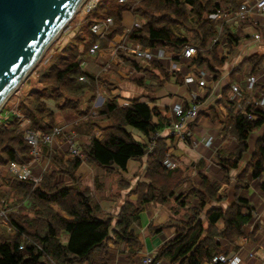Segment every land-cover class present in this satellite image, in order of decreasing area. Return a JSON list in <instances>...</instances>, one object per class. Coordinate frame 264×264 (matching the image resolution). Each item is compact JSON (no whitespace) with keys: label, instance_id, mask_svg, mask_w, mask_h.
Returning <instances> with one entry per match:
<instances>
[{"label":"trees","instance_id":"obj_1","mask_svg":"<svg viewBox=\"0 0 264 264\" xmlns=\"http://www.w3.org/2000/svg\"><path fill=\"white\" fill-rule=\"evenodd\" d=\"M240 2L97 0L88 11L80 13L79 7L77 12L81 21L78 28L60 50L43 58L37 77L23 85L25 87L20 88L18 94L12 92L0 108V167H5L11 160L24 162L32 157L17 111L27 121V127L41 131H48L57 124L56 110L75 112L78 119L73 128L81 137L79 144L84 158L73 154L64 158L40 142L37 148L46 155L50 167L43 170L37 180L20 178L11 172L6 173L5 179L0 175V198L6 201L10 226V229L0 227V264H111L108 241L123 243L128 258H132L141 242L130 227L131 223L139 220L140 212L149 201L164 203L175 193L174 213L178 215L158 225H148L152 231H159L167 224L175 226V235L158 245L153 264L162 257L168 259V264H202L213 261L215 255L226 253L220 239L233 244V239L241 233V224L248 218V214L242 212V208L249 207L248 200L240 193L248 185L247 173L250 171L252 177L257 176L264 164V130L256 138L248 158H242L247 150L249 133L264 122V110L253 103L245 104L246 92H242L241 100L233 101L227 91L235 73L245 75V64L250 65L249 72L256 73L263 57L253 54L243 58L230 71L214 104L198 112L197 117L204 112L211 119L220 115L223 121L220 136L230 133L237 142L233 150L213 156L223 172L221 179L204 172V159L197 162L198 183L184 174L183 167L164 165L163 157L169 147L164 141L166 136L159 135L155 146L145 152V144L134 138L127 128L132 126L144 135L160 129L162 122L152 119L154 115H160L159 109L138 97L119 103L116 95L94 106L101 75L90 74L81 62L86 51L97 41L90 30L91 23L110 17L105 36L111 38L123 32L121 16L128 9L142 17L141 22L132 24L125 32L129 40L143 46L166 47L174 57L184 45H194L197 53L189 63L194 65L193 69L201 68L216 79L224 62V55L219 53V39L224 37L230 48L238 36L215 13L220 6L236 10ZM98 41L100 44L102 38ZM132 63L138 65L134 60ZM148 63L168 79L170 73L163 62L153 60ZM175 81H182V76L177 74ZM255 87L264 91V85L259 82ZM209 91L207 89L204 95ZM218 102L223 104L224 112L217 113ZM5 109L8 114L4 115ZM249 113L255 117H248ZM95 126L101 129L99 138L94 136ZM143 156V179L137 178L134 188L130 189L137 194L135 199H124L114 223L110 217L99 218L98 203L76 172L79 164L83 160L90 165H99L109 173L124 170L129 158L140 160ZM231 169L236 170L234 181L221 193L219 187L223 182H229L228 171ZM58 172L66 173L70 180H57ZM117 180L119 185L128 184L121 176ZM26 198H30L29 208L19 209L17 205ZM224 199L228 200L224 207L208 204ZM182 207L187 209L180 214ZM218 219L223 222L220 227L216 226Z\"/></svg>","mask_w":264,"mask_h":264},{"label":"crops","instance_id":"obj_2","mask_svg":"<svg viewBox=\"0 0 264 264\" xmlns=\"http://www.w3.org/2000/svg\"><path fill=\"white\" fill-rule=\"evenodd\" d=\"M255 18H239L230 12V17L223 20L231 27L238 39L230 48L226 42L219 41L218 47L221 49L219 53L224 55V62L216 79H213L208 73L210 75L209 82L212 81L213 85H207L203 88L204 93L207 89H210V91L206 95L203 93L202 96H199L202 101L201 109L206 110L209 105H213L219 98L220 89L226 84L230 71L243 58L256 54L264 59V41H258L252 37L253 30H264V18L259 15H255ZM134 20L141 22L142 17L128 9L124 10L121 16V23L124 26L123 31L128 29ZM132 43L126 37L125 32L116 33L111 38L104 36L97 48L86 51L84 54L81 62L82 67L92 75H101L93 105H100L105 98L111 95H116V100L119 103H127L131 98L138 97L139 100L146 101L150 106H156L159 109L160 115H154L152 119L154 122H162V127L159 129L160 135L166 136L168 134L167 123L175 118L171 111L172 104L178 101L186 102L196 86H189L183 81H175V78L170 76L168 79L163 78L158 73L157 68L122 49L123 45L130 46ZM132 60L136 61L138 65L135 66ZM244 66L245 71H249L250 65L245 64ZM256 73L261 80L259 83L264 85V68L261 65ZM140 76H142L141 80H137ZM234 76L235 80L240 74L235 73ZM49 105L56 110L51 102H49ZM215 107L217 113L224 112V106L221 102H218ZM3 114H8V111L5 109ZM55 114L57 125L62 127V132L55 138L49 149L58 151L64 158L69 157L71 154L68 148V134L71 131L75 132L78 137V144L81 140V137L73 128V123L78 119V116L75 112L66 110H56ZM222 125L223 121L220 115L211 119L209 115L201 112L192 128V139H181L176 135H169L164 138L171 154L178 160V165L184 168V174H188L195 183L200 181L196 168V164L200 159H204L203 170L208 175L217 179H221L223 176V172L213 160V156L221 151L233 150L237 142L230 133L220 136L219 129ZM127 128L136 139L145 140L146 135L139 130L132 126H127ZM94 129L100 128L95 126ZM263 130L264 122L249 133L247 150L244 151L242 156L243 160L248 158L253 150L256 138ZM208 137H211L210 143L205 144ZM144 159V156L140 160L129 158L124 170L118 169L116 172L109 173L105 172V169L99 165H90L82 160L76 172L79 174L81 181L89 187L91 194L98 203L97 216L99 218L110 217L111 222L114 223L118 209L124 199L126 197L135 199L137 194L130 191V189L134 188L137 178L139 180L143 179ZM49 167L48 158L43 151H39L38 157L32 163L33 174L39 178L41 172ZM235 172V169L228 171L229 182H223L219 187V192L223 193L227 189V185L234 181ZM0 175L5 179L6 172H0ZM118 176H121L128 184L119 185ZM247 178L248 185L242 188L240 193L248 200L249 207L242 208V212L248 214V218L241 224V233L233 239V244L221 239L220 242L226 250V253L223 254L226 257L233 254L240 255L239 264H264V164L263 170L257 176L252 177L249 171ZM56 179L64 182L70 180L64 172H58ZM175 194L164 203L155 200L149 201L140 212L139 220L131 223L130 227L141 242L140 248L132 258H128V251L123 243L108 241V257L111 264H135L143 253L148 252L154 255L160 243L171 239L175 235L174 225H164L159 231H152L148 226L149 224L158 225L167 221L169 217L178 215L174 213ZM29 203L30 198H26L17 207L27 209ZM227 203L228 200L224 199L208 204L224 207ZM186 209L185 207L180 208L179 213H183ZM222 223V220L218 219L216 226L220 227ZM2 226L5 225L1 223L0 227ZM155 264H168V259L162 257ZM202 264L216 263L204 261ZM218 264L228 263L218 262Z\"/></svg>","mask_w":264,"mask_h":264},{"label":"built area","instance_id":"obj_3","mask_svg":"<svg viewBox=\"0 0 264 264\" xmlns=\"http://www.w3.org/2000/svg\"><path fill=\"white\" fill-rule=\"evenodd\" d=\"M97 0H84L80 6V11L85 12L92 8ZM228 6V5H226ZM230 12L234 16L239 18H252L256 19L255 15H259L264 18V0H241L240 6L233 11L226 10L223 6H220L215 13L216 17H221L223 20L230 17ZM111 22V18L107 17L103 20L93 21L90 25V30L96 35L97 41L93 44L89 50H93L99 46L98 39L105 36V31ZM139 20H134L132 24H137ZM125 29L123 32H126ZM252 37L258 41H264V30H253ZM219 41H224V37H221ZM124 51L133 54L139 59L146 62L157 60L163 62L167 69L169 70L170 77L175 78L177 74L182 76L183 83L189 86H196L191 92L189 99L186 102L178 101L172 104L171 111L175 116L169 123H167V129L169 135H176L181 139H192V128L194 127V121L197 117L198 112L201 110L202 101L199 96L204 93V87L207 85H213L210 81V75L201 68H194V65L189 63L191 58H194L197 53V49L194 45L186 44L178 52H176V57L172 55L170 49L157 46H143L139 42H133L130 46H124L122 48ZM264 68V59H262L261 64ZM85 80L83 76L80 77ZM260 77L257 73L246 72L245 75L237 77L230 85L227 94L229 99L233 101H239L242 98V92H246L248 96L244 99V103H253L255 107L264 110V91L259 90L255 87V84L260 82ZM209 82V83H208ZM244 106L241 110L243 111ZM16 115L20 119V126H23V137L30 144L29 152L32 157L28 161L17 162L11 160L5 167H0V172H11L13 175L20 178H27L32 180H37L38 177L33 174L32 163L36 160L39 154L38 144L44 143L51 146L55 138L62 132V127L60 125H53L48 131L35 130L27 127L25 125V118L19 112ZM248 117H255L253 114H248ZM101 130H94L95 137H101ZM133 135V134H132ZM160 135V130L156 129L154 132H149L146 135L145 140L137 139L145 144V152L151 150L155 146V139ZM134 137V136H133ZM77 134L71 131L67 136L69 152L72 155H77L80 158H84V153L77 143ZM135 138V137H134ZM211 137L205 140V144L210 143ZM66 158V157H65ZM163 163L166 167H174L178 165V160L171 154L168 147L166 150ZM7 205L3 198H0V224H4L8 229L7 219ZM227 262L228 264H239L240 255L233 254L230 257H226L223 254L213 256L212 262ZM135 264H153V255L151 253H143L138 262Z\"/></svg>","mask_w":264,"mask_h":264},{"label":"water","instance_id":"obj_4","mask_svg":"<svg viewBox=\"0 0 264 264\" xmlns=\"http://www.w3.org/2000/svg\"><path fill=\"white\" fill-rule=\"evenodd\" d=\"M84 0H0V107Z\"/></svg>","mask_w":264,"mask_h":264},{"label":"rangeland","instance_id":"obj_5","mask_svg":"<svg viewBox=\"0 0 264 264\" xmlns=\"http://www.w3.org/2000/svg\"><path fill=\"white\" fill-rule=\"evenodd\" d=\"M79 11H80V9H79ZM80 13H81V11H80ZM80 21H81V16L76 11L73 14V16L70 18V20L66 23V25L61 29V31L55 37V39L51 42V44L49 45V47L46 48V50L43 52V54L39 58V60L35 63V65L31 68V70L26 74V76L20 82V84L18 85L19 88L17 87L16 89H14L15 91L14 90L12 91L13 92L12 93L13 95L14 94H18L19 93V89L22 88V87H25L23 85L27 84L32 79H34L35 77H37L38 69H39L41 63L43 62V60L46 59L50 55V53L52 51H56V50H60L61 49L62 45L69 39V37L73 34V32L78 28V24H79ZM219 50H221V49L219 48ZM25 125H26V122H25ZM20 127L22 128L23 126H20ZM28 208H29V206H28ZM22 210H26V209H22Z\"/></svg>","mask_w":264,"mask_h":264},{"label":"bare ground","instance_id":"obj_6","mask_svg":"<svg viewBox=\"0 0 264 264\" xmlns=\"http://www.w3.org/2000/svg\"><path fill=\"white\" fill-rule=\"evenodd\" d=\"M70 131V130H69Z\"/></svg>","mask_w":264,"mask_h":264}]
</instances>
